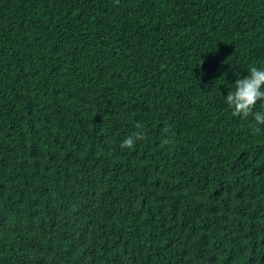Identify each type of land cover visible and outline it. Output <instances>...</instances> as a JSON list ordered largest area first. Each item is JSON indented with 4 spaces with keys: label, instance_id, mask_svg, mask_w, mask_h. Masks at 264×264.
I'll return each mask as SVG.
<instances>
[{
    "label": "trees",
    "instance_id": "16d2710c",
    "mask_svg": "<svg viewBox=\"0 0 264 264\" xmlns=\"http://www.w3.org/2000/svg\"><path fill=\"white\" fill-rule=\"evenodd\" d=\"M252 66L264 0H0V264H264Z\"/></svg>",
    "mask_w": 264,
    "mask_h": 264
},
{
    "label": "clouds",
    "instance_id": "9594fccd",
    "mask_svg": "<svg viewBox=\"0 0 264 264\" xmlns=\"http://www.w3.org/2000/svg\"><path fill=\"white\" fill-rule=\"evenodd\" d=\"M224 102L233 115L247 117L251 114L257 125H264V111H253L258 102L264 104V67L252 66L246 75L237 76L234 90H228L224 95ZM137 129L136 133L121 140V148L133 146L135 141L143 136L139 124Z\"/></svg>",
    "mask_w": 264,
    "mask_h": 264
}]
</instances>
